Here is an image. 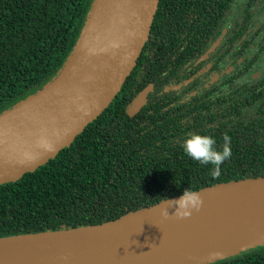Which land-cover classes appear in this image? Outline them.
Here are the masks:
<instances>
[{
  "label": "trees",
  "instance_id": "1",
  "mask_svg": "<svg viewBox=\"0 0 264 264\" xmlns=\"http://www.w3.org/2000/svg\"><path fill=\"white\" fill-rule=\"evenodd\" d=\"M94 3L0 0V115L58 78ZM149 84L145 105L129 115ZM194 133L215 137L218 150L230 136L232 155L218 178L211 164L184 154ZM258 177H264V0H159L148 40L107 109L47 163L0 185V238L93 226L189 189ZM205 264H264V243Z\"/></svg>",
  "mask_w": 264,
  "mask_h": 264
},
{
  "label": "water",
  "instance_id": "2",
  "mask_svg": "<svg viewBox=\"0 0 264 264\" xmlns=\"http://www.w3.org/2000/svg\"><path fill=\"white\" fill-rule=\"evenodd\" d=\"M99 1L95 0L80 42L58 78L0 117L36 98L61 78L88 33ZM158 4L159 0H107L101 27L91 37L89 49L63 91L33 125L0 143V185L47 163L107 109L137 63ZM221 38L199 62L208 58ZM216 80L214 76L210 82ZM180 87L178 84L172 89ZM152 89L149 84L138 94L128 108L129 115L141 110ZM164 91L168 92L169 88ZM196 192L203 203L199 211L192 210L187 218L172 215L175 209L166 201L178 200L182 196L179 195L93 226L0 238V264H145L143 260L147 256H155L159 248L169 243L178 246L179 242L186 241L188 234L233 236L247 241L218 252L221 257L264 243V177L215 184ZM163 209L169 212L167 219L161 215ZM207 258L184 264H205L210 262ZM162 260L167 264L166 257Z\"/></svg>",
  "mask_w": 264,
  "mask_h": 264
},
{
  "label": "bare ground",
  "instance_id": "3",
  "mask_svg": "<svg viewBox=\"0 0 264 264\" xmlns=\"http://www.w3.org/2000/svg\"><path fill=\"white\" fill-rule=\"evenodd\" d=\"M107 0H100L96 8L91 25L85 39L76 53L70 67L65 71L61 78L48 90L28 101L21 107L0 117V143L9 141L12 137L20 135L27 127L33 125L35 120L46 111L63 91L67 81L75 72V69L83 59L85 52L91 45V37L98 32L101 22L106 13L104 9ZM247 242L237 237H199L195 234H188L186 241L179 242L178 246L169 243L165 248H159L155 256H147L143 261L145 264H166L162 258H167V264H184L188 261L198 260L209 256L212 253L232 249Z\"/></svg>",
  "mask_w": 264,
  "mask_h": 264
},
{
  "label": "clouds",
  "instance_id": "4",
  "mask_svg": "<svg viewBox=\"0 0 264 264\" xmlns=\"http://www.w3.org/2000/svg\"><path fill=\"white\" fill-rule=\"evenodd\" d=\"M247 77L237 81V83H246ZM222 149H216V139L210 135L192 134L185 139L183 144V152L186 156L199 162L202 165L213 166L211 175L213 178L220 176V166L225 160L231 157V138L225 134L223 136ZM169 207L174 208L175 211L172 215L176 218H187L192 214V210L199 211L203 200L198 192L191 189L186 190L178 200H166ZM161 215L167 219L169 212L167 209H163ZM222 256L221 253H212L208 256V261L217 260Z\"/></svg>",
  "mask_w": 264,
  "mask_h": 264
},
{
  "label": "flooded vegetation",
  "instance_id": "5",
  "mask_svg": "<svg viewBox=\"0 0 264 264\" xmlns=\"http://www.w3.org/2000/svg\"><path fill=\"white\" fill-rule=\"evenodd\" d=\"M207 67H208V65H207ZM209 68V67H208ZM228 72H229V70H228ZM218 78V77H217ZM192 95H193V93H192Z\"/></svg>",
  "mask_w": 264,
  "mask_h": 264
}]
</instances>
